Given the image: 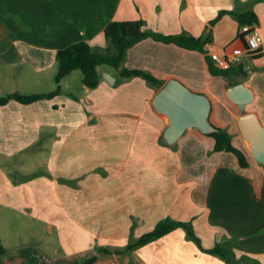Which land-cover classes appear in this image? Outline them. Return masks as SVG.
<instances>
[{
  "label": "crops",
  "instance_id": "0c3cea01",
  "mask_svg": "<svg viewBox=\"0 0 264 264\" xmlns=\"http://www.w3.org/2000/svg\"><path fill=\"white\" fill-rule=\"evenodd\" d=\"M247 12L255 15L260 50L225 75L212 73L211 53L239 42ZM129 20L154 33L211 40L201 52L145 38L128 49L125 67L205 94L218 129L225 115L237 123L247 113L264 127V0H0V96L28 93L19 86L43 74L54 78L57 51L73 43L105 48V26ZM71 74L52 98L0 105L3 264H82L92 256L93 264H225L182 228L129 255L95 251L124 247L133 220L139 236L166 218L191 221L205 249L227 237L236 264H264V162L253 159L238 124L241 147L231 141L247 167L231 152H214V139L194 128L163 145L169 122L152 105L160 87L117 74L116 88L102 78L89 89L81 79L78 96L62 90ZM234 85L243 89L240 99L250 98L243 110L226 96ZM42 152L44 167L27 171L29 155Z\"/></svg>",
  "mask_w": 264,
  "mask_h": 264
},
{
  "label": "trees",
  "instance_id": "16d2710c",
  "mask_svg": "<svg viewBox=\"0 0 264 264\" xmlns=\"http://www.w3.org/2000/svg\"><path fill=\"white\" fill-rule=\"evenodd\" d=\"M224 13L225 12H221L219 18ZM255 21L254 13L247 12L244 14L243 18H241L240 24H249ZM144 25L145 23L142 20L111 21L104 28V38L107 43L105 48L93 47L85 41H80L58 50L56 53L57 70L54 76L55 88L53 90L47 93H9L0 97V105L8 103L10 100L22 104H31L38 100L52 98L61 93L60 84L63 78L75 70H80L82 72V83L87 88L95 89L101 81V74L98 72L97 68L104 64L110 65L116 69L120 80H129L131 78L139 77L145 80L150 86L159 88L163 84L162 80L155 78L147 71L129 69L124 66L128 49L145 38H152L155 41L173 43L183 48L196 49L202 52L204 51L203 45L211 40L209 36L197 38L195 36H188L184 33L177 35L154 33L146 30ZM254 54L257 55V53H253L252 55ZM211 66L212 64L209 63L210 71L212 73L222 75L227 74V70L212 69ZM217 130L218 131L215 133L212 132L207 134L214 139V152H231L238 159V164L241 167H247L248 163L246 154L234 147L229 132L221 128H217ZM179 228L184 229L187 239L192 240V242H194L202 251L211 253V255H219L226 258L225 260L227 264H234V262L235 264L237 263L236 261L231 260L232 257L230 255V250L228 249L229 243L227 242V237L220 239V242H218L213 248L205 249L201 246L200 239L194 231L191 221L183 222L171 218L159 221L152 231L142 235L137 240L131 238L125 247L115 249L99 247L97 249L100 252L106 253L132 254L136 248L153 242ZM4 255L5 248L0 238V264H3ZM95 259L96 257L92 256L83 261L82 264H93Z\"/></svg>",
  "mask_w": 264,
  "mask_h": 264
},
{
  "label": "water",
  "instance_id": "95a60500",
  "mask_svg": "<svg viewBox=\"0 0 264 264\" xmlns=\"http://www.w3.org/2000/svg\"><path fill=\"white\" fill-rule=\"evenodd\" d=\"M109 84L114 83V78L104 75ZM243 92L241 86H231L227 89L226 96L235 102L241 110L249 101L247 96L240 99ZM210 99L205 94L195 93L180 81L170 79L157 90L152 105L158 114L168 119V126L162 133L160 141L163 145H174L177 140L189 128H194L203 134L217 132V128L211 124ZM238 127L242 136L250 142V151L256 162H264V127L259 123L254 113L243 114L238 118Z\"/></svg>",
  "mask_w": 264,
  "mask_h": 264
},
{
  "label": "rangeland",
  "instance_id": "374dc122",
  "mask_svg": "<svg viewBox=\"0 0 264 264\" xmlns=\"http://www.w3.org/2000/svg\"><path fill=\"white\" fill-rule=\"evenodd\" d=\"M98 71L99 73L101 74V79L103 78V76L106 74V75H109L110 77H113L115 78V76L117 77L118 75V72L116 69H114L113 67H111L110 65H100L98 67ZM83 78V75H82V72L80 70H75L74 72H72L71 76L68 78V80H66L64 82V84H62V90L64 92H67V93H72V94H75V95H80V84H81V79ZM69 81L68 84H66L67 82ZM10 84V88H15V84L16 83H11L9 82ZM107 84L109 85V87H113V88H116L118 87L117 84L115 85H111L107 82ZM70 86V87H69ZM20 88H23L26 92L28 93H22V94H32V92L34 93H45V92H49L51 91L53 88H55V82H54V78L53 76L51 75H47V74H43L40 81H38L37 83L35 82H30V81H26L24 82L23 84H21L19 86ZM6 94H9V93H5L3 95H1L0 97L2 96H5ZM102 108H105L104 106ZM236 121L231 117V116H228V115H225L224 118H223V127L226 131L229 132V134L231 135V137L233 138V143H235L239 148L241 147V144H240V141L242 140L241 136H236L237 134H235L236 132ZM234 144V145H235ZM249 144V143H248ZM251 144H249V148H250ZM41 154V157H38L37 158H34V156H31L29 155L31 158H30V162H28L26 164V169L27 171H39L41 170L43 167H44V159H45V153L42 152L40 153ZM14 158V157H13ZM8 166L9 170L11 172H13L15 174L16 170H19V168H16V165L15 164H12L11 163V166L10 165H6ZM140 223L137 222V220H133L131 222V225H130V230H129V236H128V242L127 244L129 243L130 239L133 238L134 240H137L138 238H140L142 235L152 231L154 228H152L150 231H147L145 233H142L141 235L139 236H136L135 235V231L137 229V226L139 225ZM155 227V226H154ZM200 240H201V237H200ZM156 241V240H155ZM154 242V241H153ZM220 242V240L218 239L214 246ZM151 243V242H150ZM126 244V245H127ZM149 243L145 244V245H148ZM124 245V247L126 246ZM143 245V246H145ZM143 246H140L138 248L135 249L138 250L139 248L143 247ZM197 246V245H196ZM213 246V247H214ZM198 247V246H197ZM97 248L99 247H95V251L96 252H100ZM109 249H115V248H122V247H112V246H108ZM199 248V247H198ZM201 252H204L202 251L201 249H199ZM106 253V252H104ZM207 253V252H205ZM125 255H129V253H123ZM118 255H121V254H118ZM220 261H222L223 263L227 264L226 263V258L222 257V256H219V255H216ZM235 264V262H234Z\"/></svg>",
  "mask_w": 264,
  "mask_h": 264
},
{
  "label": "built area",
  "instance_id": "2783aa9c",
  "mask_svg": "<svg viewBox=\"0 0 264 264\" xmlns=\"http://www.w3.org/2000/svg\"><path fill=\"white\" fill-rule=\"evenodd\" d=\"M239 42L242 44V50L239 48ZM239 42L232 43L223 54L211 53V59L216 68L229 70L240 63L244 54L251 55L260 50L263 39L256 24L249 23L241 26Z\"/></svg>",
  "mask_w": 264,
  "mask_h": 264
},
{
  "label": "bare ground",
  "instance_id": "6f19581e",
  "mask_svg": "<svg viewBox=\"0 0 264 264\" xmlns=\"http://www.w3.org/2000/svg\"><path fill=\"white\" fill-rule=\"evenodd\" d=\"M250 144V142H248Z\"/></svg>",
  "mask_w": 264,
  "mask_h": 264
}]
</instances>
